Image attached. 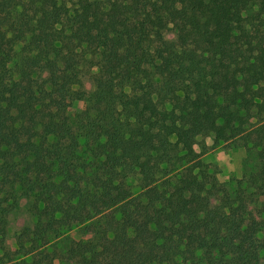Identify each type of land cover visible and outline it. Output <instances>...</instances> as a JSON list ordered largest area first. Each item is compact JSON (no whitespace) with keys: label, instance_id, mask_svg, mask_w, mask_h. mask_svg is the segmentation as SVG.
Segmentation results:
<instances>
[{"label":"trees","instance_id":"16d2710c","mask_svg":"<svg viewBox=\"0 0 264 264\" xmlns=\"http://www.w3.org/2000/svg\"><path fill=\"white\" fill-rule=\"evenodd\" d=\"M0 264H264V0H0Z\"/></svg>","mask_w":264,"mask_h":264},{"label":"rangeland","instance_id":"374dc122","mask_svg":"<svg viewBox=\"0 0 264 264\" xmlns=\"http://www.w3.org/2000/svg\"><path fill=\"white\" fill-rule=\"evenodd\" d=\"M85 88L89 87V82L85 77H82ZM86 102L74 101L69 104V112L73 115L75 112L85 108ZM238 135L230 136L227 140L213 143L209 136L199 137L194 145V149L198 154V157L205 162L214 165L217 170V178L219 181L227 184L231 189L234 185V181L240 177L244 169L255 164V158L251 151H247L246 147L241 145ZM130 226L138 228L140 226V220L135 216L129 214L127 216ZM25 221V217L21 211L14 212L9 215L8 225V238L12 240L14 232ZM68 239L80 240L83 239V234L72 229L67 232Z\"/></svg>","mask_w":264,"mask_h":264}]
</instances>
